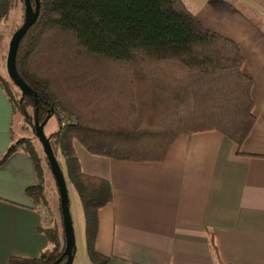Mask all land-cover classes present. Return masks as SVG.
<instances>
[{
    "label": "trees",
    "instance_id": "trees-1",
    "mask_svg": "<svg viewBox=\"0 0 264 264\" xmlns=\"http://www.w3.org/2000/svg\"><path fill=\"white\" fill-rule=\"evenodd\" d=\"M13 1L0 0V21ZM30 2L34 7L35 0ZM38 2L37 19L15 60L38 105L8 75L1 74L0 83L13 113L33 127L36 118H56L47 138L82 206L88 258L107 264L94 240L97 211L111 201V184L81 170L73 143L94 155L135 162L164 161L173 141L193 132L216 130L238 147L255 122L252 80L241 70L238 45L205 28L181 0ZM6 48L0 35L2 61ZM18 150L31 157L39 179L27 194L47 204L43 163L50 167L31 140L12 134L0 164ZM39 230L51 247L21 264H51L62 255V217L60 225Z\"/></svg>",
    "mask_w": 264,
    "mask_h": 264
},
{
    "label": "crops",
    "instance_id": "crops-1",
    "mask_svg": "<svg viewBox=\"0 0 264 264\" xmlns=\"http://www.w3.org/2000/svg\"><path fill=\"white\" fill-rule=\"evenodd\" d=\"M181 1L240 48L255 122L238 147L216 130L179 135L161 162L98 156L74 142L81 170L111 184V201L97 211L94 249L107 264H264V20L256 17L264 0ZM14 115L0 83V158L15 134ZM38 183L25 151L0 164V264L51 247L39 230L40 202L26 192ZM83 237L86 252L84 228ZM80 264L92 263L87 255Z\"/></svg>",
    "mask_w": 264,
    "mask_h": 264
},
{
    "label": "rangeland",
    "instance_id": "rangeland-1",
    "mask_svg": "<svg viewBox=\"0 0 264 264\" xmlns=\"http://www.w3.org/2000/svg\"><path fill=\"white\" fill-rule=\"evenodd\" d=\"M256 17L260 20H264V13L256 12ZM24 21V4L23 0L13 1L12 8L8 13L7 17L0 21V35L3 36L4 44H7V48L4 51V54L7 55L8 43L11 39L13 33L20 27ZM6 58L4 61L0 59V75H7L6 72ZM18 89V88H17ZM19 90V89H18ZM28 112L31 113V108H28ZM57 122L54 116H50L44 126V132L46 135H49L51 132L56 130ZM13 130L15 135L21 138L29 139L35 145V148L38 150L41 157H44L42 146L35 135L33 124H30L25 117L20 113H15L13 117ZM60 162L63 161L62 156L58 157ZM44 168V188L46 193L47 204L40 202L38 204V209L41 212L43 226L47 227L53 225V223L61 224V215H60V203H59V194L58 189L54 180V177L48 168L43 163ZM67 181V180H66ZM68 188V197H69V208L72 219L74 237H75V249L76 253L75 263H82L84 260L87 261V255L84 247V237H83V212L81 209L80 202L76 196L74 189L67 181Z\"/></svg>",
    "mask_w": 264,
    "mask_h": 264
},
{
    "label": "water",
    "instance_id": "water-1",
    "mask_svg": "<svg viewBox=\"0 0 264 264\" xmlns=\"http://www.w3.org/2000/svg\"><path fill=\"white\" fill-rule=\"evenodd\" d=\"M24 8V21L13 33L11 39L9 40L5 65L6 72L10 80L22 94L32 96L34 98L35 105L37 106L38 99L36 93L19 76L15 64L18 45L27 30L35 23L37 19L39 12V2L38 0H35V6L33 7L30 0H24ZM49 117L50 115H48L47 118L42 122H39L36 118L34 122V131L47 158L50 171L54 177L58 189L62 227L65 237V247L62 255L51 264H72L75 249V237L69 208L68 188L64 173L62 172L60 165L52 151L49 139L44 132V126ZM64 257L65 260L63 261Z\"/></svg>",
    "mask_w": 264,
    "mask_h": 264
}]
</instances>
